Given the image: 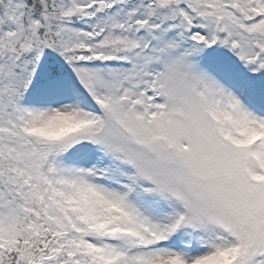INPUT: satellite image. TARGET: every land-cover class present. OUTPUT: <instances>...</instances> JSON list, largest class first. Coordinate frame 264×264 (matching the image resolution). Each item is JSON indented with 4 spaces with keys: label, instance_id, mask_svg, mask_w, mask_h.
I'll return each instance as SVG.
<instances>
[{
    "label": "snow or ice",
    "instance_id": "snow-or-ice-1",
    "mask_svg": "<svg viewBox=\"0 0 264 264\" xmlns=\"http://www.w3.org/2000/svg\"><path fill=\"white\" fill-rule=\"evenodd\" d=\"M0 264H264V0H0Z\"/></svg>",
    "mask_w": 264,
    "mask_h": 264
}]
</instances>
